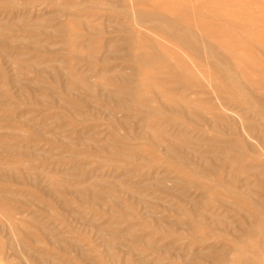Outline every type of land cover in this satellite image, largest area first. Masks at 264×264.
<instances>
[{"label":"rangeland","instance_id":"obj_1","mask_svg":"<svg viewBox=\"0 0 264 264\" xmlns=\"http://www.w3.org/2000/svg\"><path fill=\"white\" fill-rule=\"evenodd\" d=\"M122 1L125 6L121 5ZM146 2L145 5L138 6L134 0H110L107 6V14L111 16V25L109 22L107 23L111 27L110 31L119 17L122 23H127L126 26L130 25L138 30L141 29L150 36L153 42L157 40L173 49L179 50V47L170 43L167 40L168 36L172 34L184 35L189 30H192L194 34L203 35L208 41L222 42L231 49L233 48L231 66L226 69V72L216 69L214 63H218L219 66L221 62L214 58H209V63L197 71L204 74L206 78L202 87L207 96L200 105L213 104L223 112L222 122L216 124L213 116L207 114L201 120L200 126L195 127L185 116L173 114L166 108L153 104L160 108L162 114L156 118L151 117V120L145 125L143 121L147 116L144 112L138 111V103L142 100L137 98L138 92L135 90V85L126 82L124 84L121 80L96 79L93 77L96 73L89 79L91 80L90 86L67 89L65 86L69 80L66 77L78 76L82 72H87L85 67L78 66L76 70H72L69 65H61V61H65L62 53L50 56L43 51L17 47V40L20 39L23 46L27 44L30 46L40 40L39 37L33 41L25 38V33L17 20V14L27 12L24 24L30 25L36 16L46 13L48 9L39 3L25 7L21 0H0V29H2L0 30V40L2 37L16 41H13L10 47L4 45L2 40L0 41V143L8 142L10 147L21 150L15 154L7 150L0 151L2 164L21 165L18 172L21 179L19 177L18 179L13 178V181L0 179V190H5L8 187L12 191L11 196L14 199L11 201L15 207L10 213L0 210V220L2 221V223L0 221V264H52L53 260H57L53 264L58 262V264H224L220 251L229 253L231 250V253L228 254V261H231L236 254L237 246L241 247L242 245H245L249 251H260L264 261V236H248L239 227L240 225L248 227L246 223L249 217H260V212L251 209L253 212L250 211L249 217H247V213L243 211L234 213V207L228 211L223 206L225 204L227 207V204H234L237 201L252 206L262 200L247 193L246 186L241 183L245 179L241 178L240 181L233 182L234 185L232 182H228L231 180L228 174L229 168L220 171V175L224 176L220 177L219 175V180H221L219 181V177L216 178L212 174L213 165L204 162L208 161V157L221 161L223 154L230 158L236 157L239 154L236 149L234 150V146L238 145L242 152L244 151L241 156L244 157L245 163L250 165L253 163L252 166L257 169L260 167L259 170L264 180V169H261L264 167V140L262 143L264 137L262 105L264 104L259 102V97L264 96V0H146ZM32 8L34 11L31 10ZM151 9L157 12L156 18L142 20L138 17L139 11ZM62 22L65 20H59L57 23ZM57 23L49 24V26ZM70 27L72 29L75 26L71 25ZM105 27L107 26L104 25L103 28ZM15 28L16 30H13ZM14 36L16 37L14 38ZM119 36H121L119 33H108L105 38L118 39ZM28 39L30 42H27ZM59 45L62 44L58 43ZM54 48L56 49L57 46ZM51 49L54 51L53 48ZM184 55L193 57L189 52ZM35 57L41 58L40 62L43 64L46 61H54L58 65L51 64L46 69L44 65H40L38 68L32 67L30 63ZM16 58L17 60H15ZM148 71L157 73L153 69ZM199 73L197 74L201 75ZM122 74L131 75L128 71L122 72ZM226 76L232 80L229 81ZM242 80L243 82L240 83ZM256 89L259 90L256 91ZM125 96H128L129 99ZM130 99L133 100L130 101ZM110 102L111 104H109ZM96 106L98 107L96 108ZM125 106H129V108ZM134 116L136 121H134ZM176 121L180 122L176 123ZM182 124L183 126H180ZM148 125H153L155 132H158L154 136L158 141L152 138V133L146 131ZM156 126L159 127L156 128ZM226 126H229L230 129ZM184 129H186L185 133ZM216 130H219L220 133ZM168 134L170 138L174 139H169L172 142L168 140ZM188 135L191 136L188 137ZM186 136L190 138V141ZM193 139L195 142H200L195 143ZM156 141L162 143V145L159 144L161 147L155 143ZM207 141L215 144L224 142L230 144V147L227 149L215 145H204V147L202 144ZM164 143L166 144L163 145ZM108 148L112 151L110 152ZM187 149L190 150L187 151ZM191 149L195 151L193 152ZM38 152L39 154H37ZM45 153L47 156L44 155ZM48 153L51 155L49 156ZM174 153L177 154L174 156ZM195 153L196 155L199 153L197 159ZM204 154L207 155L200 157ZM152 160H154V164ZM214 169L216 168H212L213 171ZM27 176L30 178V182H28ZM155 176H157V181L152 183ZM246 177V181L249 179L247 183L251 187L257 188L258 184L260 185L259 178L249 174ZM48 179H55L56 183L61 185L60 188L56 185L54 190ZM147 181H151L149 184L152 188ZM255 181L257 184L253 183ZM156 182L160 183V186ZM142 185L144 186L142 187ZM86 190L89 193H86ZM172 191L176 193L174 194ZM235 193L237 197H235ZM261 194L264 197V191ZM31 195L42 203L33 205L28 201V197ZM180 196H183L186 201ZM24 197L27 198L24 199ZM92 197H95L94 204L83 203ZM103 197L104 199H102ZM63 201L68 205H63ZM221 201L224 203L222 204ZM202 211H206L207 215ZM208 213L213 216L209 217ZM25 214L26 216H24ZM216 215L218 218L224 217L217 218L218 222L212 220V224L211 218ZM7 217L12 219L11 222H8ZM82 218L85 222L86 219L92 220L93 218L97 224L92 220L93 226L88 227ZM223 219L226 221V227L222 231L218 229V223H224ZM204 220L205 222H203ZM35 222L38 225L34 224ZM212 225L216 227L213 229ZM22 228L25 229L22 231ZM98 228L104 232L109 230L128 231V237L120 240L105 236L106 233L100 235ZM214 230L219 232L215 233ZM25 231H28L27 234ZM10 234L12 236L9 238ZM62 234L65 238L63 242H73L74 247L69 245L65 248L64 245H61L64 243L60 241H55V243L52 238L48 239L50 236L58 238V236H63ZM237 235L240 236L237 237ZM32 238H36V240ZM228 241L232 245L228 244ZM38 242L43 243V246ZM244 242L246 243L244 244ZM10 244H12L11 248ZM105 245L110 247L109 250ZM223 245H225V249ZM212 246L215 247L211 249ZM8 248L11 250L9 249V251ZM207 248L212 251L205 252L208 250ZM28 250H32L30 254H28ZM80 250L84 251L87 257L80 258L78 255ZM33 251L39 252L38 254L46 251L50 253V256L55 257L51 258V261L50 258L45 259ZM196 252L198 256L195 255ZM204 258H209L208 262Z\"/></svg>","mask_w":264,"mask_h":264},{"label":"bare ground","instance_id":"obj_2","mask_svg":"<svg viewBox=\"0 0 264 264\" xmlns=\"http://www.w3.org/2000/svg\"><path fill=\"white\" fill-rule=\"evenodd\" d=\"M23 2V5L25 7H31L34 6L35 4L39 3L42 4L44 7H46L47 12L44 14H39L38 16H36V18L32 21V23L30 25L24 24V17L26 16V13H21V14H17V20H19V24L22 27L23 32L25 33V38H29V39H35L37 37L40 38V40L38 42H36L35 44H32L29 46V44L23 46L22 42L17 40V47H27L32 51H43L45 52V54H50V56H54L55 54H61L63 55L65 61H61V65L64 64L65 65H69L72 70H76L78 68V66H83L86 68L85 71L87 72H82L81 75L78 74V76L76 75H70L67 76L66 79H68L69 81H67L66 83V88L67 89H72V88H85L90 86L89 82H91V77L94 73V78L96 79H105L106 81H123L124 84L126 83H130L135 85V90L138 92V99L142 100L140 103H138V111L144 112L146 119H144L143 123L146 125L149 120H151V117L156 118L157 116L162 114V111L160 110L159 107L153 105V104H158L161 107L166 108L168 111H170L173 114H177V115H182L185 116L190 122L193 123V126L195 127H199L201 124V120L203 119V117L207 114H211L215 120V123H220L222 122V119L224 118V114L222 111H220L219 109H217L213 104L208 103L207 106H202L200 105L202 103V101L204 100V98L207 96L206 92L204 91L202 85L204 83V81H206V78L204 76V74L197 72L199 68L204 67L205 65H207L209 63V58H214V59H218L220 60V64L219 66L217 64L214 63V66H216V69H219V71H225L226 69L230 68V63L232 62L231 56H232V49L228 46H226L225 44H223L222 42H211L208 41L203 35H198V34H194L192 30H189V32H187L184 35H178V34H172L168 36V41L172 44H174L177 48L179 47V50L177 49H173L170 47H166L165 44L154 40V42L151 40L150 36L148 34H145L143 31L138 30L132 26H126L125 24L127 23H122L121 20L119 19V17H117V21L114 22L115 25L113 26V28L110 31V18L111 16H108L107 12V6L110 3V0H21ZM113 1V0H111ZM136 5L140 6V5H145L147 2L146 0H134ZM120 4V3H118ZM124 1L121 2V5H124ZM125 6V5H124ZM40 7V6H39ZM42 7V6H41ZM34 8H32L31 10H33ZM39 10V9H38ZM147 10V8H146ZM159 10V9H158ZM161 10V9H160ZM23 11V10H22ZM21 11V12H22ZM34 11V10H33ZM32 11V12H33ZM126 11V10H125ZM162 12V10H161ZM28 13H30V11H28ZM135 13V12H134ZM164 13V12H163ZM166 13V12H165ZM12 14V13H11ZM36 15V14H35ZM114 15V14H113ZM128 15V14H127ZM138 17L140 19H147V18H156V16L158 15L156 11H154L153 9L148 10V11H139L137 13ZM8 16V15H7ZM6 16V17H7ZM32 16V15H31ZM115 16V15H114ZM126 16V15H125ZM173 16V15H171ZM116 18V17H115ZM175 18V17H174ZM133 20H135L134 18H132ZM177 19V18H176ZM59 20H65V22L62 23H57ZM114 20V19H113ZM132 20V21H133ZM18 22V21H16ZM29 22V21H28ZM57 23L55 25L49 26V24H54ZM109 22V24H107ZM136 22V21H135ZM1 23V22H0ZM134 23V22H133ZM136 23H140V22H136ZM151 24H153L152 22H150ZM156 23V22H155ZM154 23V24H155ZM158 23V22H157ZM10 24V23H9ZM146 24V23H145ZM12 25V24H11ZM44 25H48V26H44ZM75 26L74 28L71 29L70 26ZM107 26L105 28H103V26ZM138 25V24H137ZM140 25V24H139ZM149 25V24H148ZM9 26V25H8ZM151 26V25H150ZM115 27V28H114ZM147 27V26H146ZM107 28V29H106ZM139 28V27H138ZM153 29H155L154 27H152ZM165 29V28H164ZM2 30V29H0ZM13 30H16L13 29ZM18 30V29H17ZM167 30V29H165ZM7 32V31H6ZM11 32V30H10ZM146 32V31H145ZM148 32V31H147ZM5 33V32H4ZM9 33V32H8ZM17 33V32H16ZM108 33H119L121 36H119L118 39H111V38H105L106 34ZM151 34V33H150ZM21 35V34H20ZM12 37V36H11ZM16 36H14L15 38ZM117 38V37H116ZM154 38V37H153ZM29 39L27 40V42L29 41ZM1 40L3 42L4 45L7 46H11V44H13V41L15 39L9 40L6 38H2ZM0 40V41H1ZM59 40V41H58ZM218 41V40H216ZM16 42V41H14ZM26 42V43H27ZM30 42V41H29ZM25 43V42H24ZM58 43H61L62 45L60 46V48H58ZM54 46H57V48L55 49ZM53 48L54 51L51 49ZM207 50H209L207 52ZM181 51V52H180ZM186 52L191 53V56L193 57H189L186 54ZM23 53V52H22ZM20 54V53H19ZM42 55V54H41ZM44 55V54H43ZM234 55H236V53H234ZM7 56V55H6ZM21 58V57H20ZM10 59V58H8ZM13 59V58H11ZM41 59V58H40ZM40 59L38 57H35L32 62L30 63L32 65V67H36L38 68V66L40 65H44L45 69L49 68V65H53V64H57L58 63H54V61H50V62H40ZM17 60V58L15 59ZM11 61V60H10ZM213 65V64H212ZM26 66V65H25ZM42 66V67H44ZM15 67V66H13ZM17 67V65H16ZM59 67L60 64H59ZM63 68V67H62ZM149 69H153L155 71H157V73H150L148 70ZM40 70V69H39ZM83 70V69H82ZM48 71V70H47ZM67 71V70H66ZM128 71L131 73L130 76L124 75L122 74V72ZM163 71V72H161ZM42 72V70H41ZM197 73L201 74L198 75ZM27 74V73H25ZM68 74V73H67ZM66 75V74H65ZM229 76V75H228ZM228 76H226V78H228ZM19 77V76H17ZM230 77V76H229ZM16 78V77H15ZM48 78V77H46ZM93 79V78H92ZM229 79V78H228ZM232 80L231 78L229 79V81ZM240 80V79H239ZM35 81V80H34ZM93 81V80H92ZM28 82V81H27ZM243 80L240 82L242 83ZM24 83V82H22ZM37 83V82H36ZM94 83V82H93ZM210 83V82H209ZM31 84V82H30ZM217 84V83H216ZM214 84V85H216ZM221 84V83H220ZM239 84V83H238ZM19 85V84H18ZM34 86V85H33ZM221 86V85H220ZM219 86V87H220ZM218 87V86H217ZM88 89V88H87ZM223 89V88H222ZM229 89V88H228ZM231 89V88H230ZM86 90V89H85ZM225 90V89H224ZM253 90V89H252ZM259 89H256V91ZM82 91V90H81ZM132 91V90H131ZM88 92H91L88 90ZM224 92V91H223ZM259 92V91H258ZM103 93H105L103 91ZM94 94V93H92ZM110 96V94H108ZM57 96V95H56ZM92 96V95H91ZM94 96V95H93ZM102 96V95H101ZM104 96V94H103ZM117 96V95H116ZM136 96V95H135ZM120 97H122L120 95ZM124 97V95H123ZM126 97V96H125ZM128 97V96H127ZM126 97V98H127ZM134 97V96H133ZM81 98V97H80ZM98 99V97H96ZM101 98V97H100ZM83 99V97H82ZM85 99V98H84ZM87 99V98H86ZM92 99V98H91ZM103 99V97H102ZM129 99V97H128ZM106 100V99H105ZM133 100V99H132ZM130 99V101H132ZM219 100H221L219 98ZM88 101V100H87ZM218 101V99H217ZM134 102V101H133ZM259 102L260 104H264V96L263 97H259ZM96 103V102H95ZM165 103V104H164ZM111 104V102L109 103ZM122 103H120L121 105ZM163 104V105H161ZM124 105V104H123ZM99 106V105H98ZM96 106V108L98 107ZM117 106V105H116ZM122 106V105H121ZM126 107V106H125ZM129 108V106H127ZM126 107V108H127ZM102 110V109H101ZM262 110L264 111V105H262ZM104 111V110H103ZM109 113V111H108ZM170 113V114H171ZM166 114V113H165ZM110 115V114H108ZM114 115V114H113ZM134 115V114H133ZM164 115V114H163ZM261 116V115H260ZM139 117V116H138ZM112 118V117H111ZM181 118V117H180ZM262 118V117H261ZM109 119V118H108ZM124 119V118H123ZM172 119V118H171ZM174 119V118H173ZM229 119V118H228ZM24 120V119H23ZM143 120V119H142ZM154 120V119H153ZM264 120V119H263ZM123 121V120H121ZM133 121V120H131ZM134 121L135 120V116H134ZM165 121V120H164ZM181 121V120H180ZM178 121V122H180ZM176 121V123H178ZM141 124V122H139ZM172 123H174V120H172ZM127 124V122H126ZM125 124V127L127 126ZM158 124V123H156ZM171 124V122H170ZM252 124V123H251ZM250 124V125H251ZM254 124V123H253ZM142 125V124H141ZM167 125V124H165ZM229 125V124H228ZM139 126V125H138ZM153 126V125H152ZM151 125L147 126L146 131L152 133L151 135H153V139L157 140L154 138V136H156V133L154 128ZM164 126V124L162 125V127ZM180 126H183L180 125ZM259 126V125H258ZM140 127V126H139ZM145 127V126H144ZM159 127V126H158ZM156 126V128H158ZM176 127V126H175ZM230 129L229 126H226ZM225 127V128H226ZM262 128V126H259ZM264 127V126H263ZM117 128V127H116ZM119 128V127H118ZM128 128V127H127ZM143 128V127H142ZM174 128V127H173ZM181 128V127H180ZM179 128V130H180ZM188 128V127H187ZM214 128V127H213ZM224 128V129H225ZM227 128V129H228ZM248 128V127H247ZM251 128V127H250ZM253 128V127H252ZM40 129V128H39ZM144 129V130H145ZM162 129V128H161ZM160 129V130H161ZM216 129V128H215ZM259 129V128H258ZM264 129V128H263ZM42 130V129H41ZM62 130V129H61ZM97 130V129H96ZM178 130V129H177ZM176 130V131H177ZM184 129V133H185ZM132 131V130H131ZM139 131V130H138ZM141 131V130H140ZM143 131V130H142ZM141 131V132H142ZM189 131V130H188ZM217 131V130H216ZM249 131V130H248ZM178 132V131H177ZM193 132V131H192ZM197 132V131H196ZM219 132V130L217 131ZM22 133V132H21ZM144 133V132H143ZM141 133V134H143ZM202 134V132H200ZM220 133V132H219ZM228 133V132H227ZM112 134V132H111ZM117 134V133H116ZM140 134V135H141ZM163 134V133H162ZM161 134V136L163 137V135ZM190 134V133H189ZM195 134V132H194ZM206 134V133H205ZM224 134V133H222ZM160 135V134H159ZM184 135V134H183ZM260 135V132H259ZM263 135V134H261ZM47 136V135H46ZM50 137V135H48ZM52 136V134H51ZM132 136V135H131ZM147 136V134H146ZM166 136V135H165ZM169 136V134H168ZM167 136V137H168ZM191 135H188V137H190ZM199 136V134H198ZM197 136V137H198ZM205 136V135H204ZM133 137V136H132ZM186 136V138H188ZM260 137V136H258ZM263 137V136H262ZM52 138V137H51ZM134 138V137H133ZM151 138V136H150ZM204 138V137H201ZM14 139V137H13ZM62 139V138H61ZM169 139H173L170 138V136L168 137ZM196 139V138H195ZM207 139V138H206ZM210 139V138H209ZM54 140V139H52ZM65 140V139H64ZM174 140V139H173ZM188 140L190 141V138H188ZM194 140V139H193ZM197 140V139H196ZM264 137L262 139V143H263ZM158 141V140H157ZM155 142L156 144L158 143V145H162V143L159 142ZM170 141V140H169ZM199 141V140H198ZM215 141V140H213ZM220 141V140H219ZM261 141V140H260ZM66 142V140L64 141V143ZM69 142V141H67ZM74 142V141H73ZM143 142V141H141ZM172 142V141H170ZM175 142V141H174ZM192 142V141H191ZM195 142V140L193 141ZM200 142V141H199ZM199 142H195V143H199ZM177 143V141H176ZM26 144V143H25ZM75 144V143H74ZM166 143H164L163 145H165ZM179 144V143H178ZM177 144V146H179ZM202 144V143H200ZM157 145V146H158ZM159 145V147H161ZM203 146H216L219 148H223V149H227L229 148L230 144H225L224 142H220L218 144H215L214 142L211 141H207L206 143L202 144ZM36 146V145H35ZM34 146V147H35ZM71 146V145H70ZM117 146V145H116ZM183 146V144H182ZM204 146V147H205ZM33 147V148H34ZM88 147V146H87ZM103 147V146H102ZM107 147V146H106ZM105 147V148H106ZM109 147V146H108ZM168 147V146H167ZM186 147V146H185ZM113 148V147H112ZM211 148V147H210ZM252 148V147H251ZM110 150V148H108ZM133 149V148H132ZM135 149V148H134ZM150 149V148H149ZM181 149V148H180ZM196 149V148H195ZM236 149V151L238 152V156L236 157H228L226 155L223 154V156H221L223 158V160L219 161L214 159L213 157H208V161H204L205 163H210L211 165H213L212 168H216L214 169V171L211 168L212 174L214 177L218 178L220 175V171L221 170H225L227 168L230 169V172L228 173L230 176V179L228 182H232V184L234 185L235 183L233 182H238L240 181V179H245L243 180V185L246 186V190L247 193L249 195H254L257 196L258 199H261V202H256L254 204H252V206L247 205L245 203L239 202L237 201L234 204H227V207L225 204H223L224 202L221 201V203L223 204L224 208L227 209L228 211L234 207V213L235 212H245L247 213V217H249V212L252 211L251 209H256L260 212V217H256V216H250L249 219L247 220V225L248 227H246V225H240L239 227H241V230H243L244 234H247L248 236H252V235H258V236H264V197L262 196V192L264 191V180L262 179V173L259 170V168H255V166H252L250 164H248L247 162L245 163L244 161V157L241 156V154L244 152H242L241 148L237 145L234 146V150ZM2 150H7L8 152L10 151L11 153H17L18 150L20 149H16V148H12L10 147V145H8V142H4V143H0V151ZM35 150V148H34ZM116 150V149H114ZM139 150V149H138ZM141 150H143V148H141ZM165 150L168 152V150L165 147ZM190 149H187V151H189ZM192 150V149H191ZM253 150V149H252ZM21 151V150H20ZM31 151V150H30ZM112 150H110L111 152ZM151 151V150H150ZM193 151V150H192ZM195 151V150H194ZM193 151V152H194ZM212 151V150H211ZM115 152V151H114ZM199 152V151H198ZM201 152V151H200ZM205 152V151H204ZM254 152V150H253ZM10 153V154H11ZM27 153V152H26ZM32 153V151H31ZM249 153V152H248ZM258 153V152H257ZM261 153V152H259ZM35 154V152H34ZM39 154V152L37 153ZM120 154V153H119ZM117 154V155H119ZM171 154V153H169ZM177 153H174V156ZM212 154V153H210ZM209 154V155H210ZM25 155V154H24ZM44 155L47 156V154L45 153ZM48 155L50 156L51 154L48 153ZM122 155V154H121ZM196 156V153L194 154ZM207 154L204 155H200L201 156H205ZM214 155V154H213ZM222 155V154H221ZM255 155V154H254ZM258 156H260L259 154H257ZM256 155V156H257ZM68 156V155H67ZM70 156V155H69ZM114 156V155H113ZM171 156H173V154H171ZM31 157V156H30ZM41 157V156H39ZM78 157V156H77ZM76 157V158H77ZM123 157V156H122ZM125 157V156H124ZM262 158V157H261ZM49 159V157H48ZM131 159V158H130ZM201 159V158H200ZM252 159V158H251ZM135 160V159H133ZM195 160V159H194ZM137 161H139L137 159ZM145 161V160H144ZM148 161V160H147ZM153 164H154V160ZM157 161V160H156ZM263 161V160H262ZM141 162V161H140ZM146 162V161H145ZM151 162V161H150ZM200 162V161H199ZM22 163V162H21ZM27 163V162H26ZM152 163V162H151ZM187 164H189L188 162H186ZM19 164V163H18ZM30 164V163H29ZM156 164V163H155ZM32 165V164H31ZM21 166V165H20ZM20 166L17 165H5L2 164L0 162V179L2 180H10L13 181V178L18 179V172L20 171ZM208 166V165H207ZM206 166V168H208ZM27 167V165H26ZM77 167V166H76ZM75 167V169H77ZM86 167V166H85ZM204 167V165H203ZM25 168V167H24ZM210 168V167H209ZM261 169H264V167H261ZM209 170V169H208ZM229 171V170H226ZM31 172V171H30ZM138 172V171H136ZM166 172V171H164ZM163 172V174H165ZM208 172V171H207ZM28 173V172H27ZM39 173V172H38ZM139 173V172H138ZM211 173V172H210ZM41 174V172H40ZM162 174L163 178L164 175ZM249 174L253 177H257L260 180V185H254L257 186L256 187H251V185H249L247 183V181H249V179L246 181V175ZM45 175V174H44ZM51 175V174H50ZM49 175V176H50ZM54 175V174H53ZM61 175V174H60ZM59 175V176H60ZM137 175V174H136ZM141 175V173H140ZM223 175V174H221ZM220 175V177H222ZM58 176V177H59ZM148 176V173H147ZM224 176V175H223ZM28 177V176H27ZM33 177V176H32ZM52 177V175H51ZM55 177V175H54ZM53 177V178H54ZM82 177V175H81ZM155 180H151L152 183L157 181V176H155ZM161 177V176H160ZM168 177H170L168 175ZM220 177L218 178V180L220 179ZM20 178V177H19ZM48 178V177H47ZM73 178V177H71ZM90 178H92L90 176ZM159 178V177H158ZM209 178V177H208ZM21 179V178H20ZM29 177H28V182L29 181ZM35 179V177H34ZM58 179V178H56ZM94 179V178H93ZM253 179V178H252ZM49 182L51 183V185H53L54 190L56 189V185L60 188V186L56 183V180L54 179H48ZM47 180V181H48ZM96 180V179H95ZM148 180V179H147ZM165 181H167L166 179H164ZM22 181V180H21ZM46 181V180H45ZM92 181V180H90ZM150 181V182H151ZM163 181V179H162ZM221 181V180H219ZM95 182V181H94ZM148 182V181H147ZM147 182H144L147 184ZM148 182V185H150ZM160 182V181H159ZM179 183V181H176ZM182 182V181H181ZM89 183V182H88ZM91 183V182H90ZM158 185L160 183L156 182ZM254 184L257 182H253ZM22 184V183H21ZM33 184V181H32ZM43 184V183H42ZM63 184V183H62ZM97 184V183H96ZM182 184V183H179ZM229 184V183H228ZM18 185V184H17ZM87 185V184H86ZM164 185V184H163ZM167 185V184H166ZM218 185V184H217ZM242 185V184H241ZM36 186V185H35ZM67 186V184H66ZM144 185H142L143 187ZM160 186V185H159ZM158 186V187H159ZM253 186V185H252ZM51 187V186H50ZM49 187V188H50ZM150 187L152 188V186L150 185ZM163 188V186H161ZM178 187V186H177ZM195 187V186H194ZM209 187V186H208ZM206 187V188H208ZM230 187V186H229ZM80 188H82L80 186ZM79 188V189H80ZM160 188V187H159ZM158 188V189H159ZM48 189V188H47ZM74 189V188H73ZM91 189V188H90ZM148 189V188H147ZM157 189V187H156ZM176 189V188H175ZM174 189V190H175ZM244 189V192H245ZM64 191V189H62ZM97 190V189H96ZM164 190V188H163ZM162 190V191H163ZM184 191V189H182ZM186 190V189H185ZM204 190V189H203ZM166 191V189H165ZM243 191V190H242ZM26 192H28L26 190ZM31 192V191H30ZM93 192V191H92ZM168 192V190H167ZM171 192V191H170ZM174 192V191H172ZM181 192V191H180ZM179 192V193H180ZM216 192V190H215ZM240 192V191H239ZM12 191L7 187L5 188V190H0V210L2 211H8L10 213V211H12L14 204H13V199L11 196ZM53 193V192H52ZM86 193H89L88 190H86ZM100 193V192H98ZM176 192H174L175 194ZM218 193V192H216ZM238 193V191H237ZM168 194V193H167ZM210 194V193H209ZM242 194V192H241ZM245 194V193H244ZM58 195V194H57ZM100 195V194H99ZM179 195V194H178ZM213 195V194H212ZM234 195H236L235 197H237V194L235 193ZM104 196V195H103ZM107 196V195H106ZM140 196V195H139ZM219 196V195H218ZM228 196V195H225ZM231 196V195H230ZM229 196V197H230ZM253 196V197H254ZM14 197V196H13ZM23 197V196H21ZM19 197V198H21ZM59 197V196H58ZM142 197V196H141ZM178 197V196H177ZM183 198V196H180ZM215 197V196H214ZM220 197V196H219ZM233 197V195H232ZM27 197H24V199ZM28 201L32 202L33 205L36 204H40L42 203L38 198L34 197L33 195H31L30 197H28ZM176 198V197H175ZM205 198V196H204ZM211 198V197H210ZM213 198V197H212ZM256 198V197H255ZM23 199V200H24ZM64 199V198H63ZM94 199L95 197L92 198H88L86 199L83 203H88V204H94ZM104 199V197L102 198ZM139 199V198H138ZM141 199V198H140ZM144 199V198H142ZM184 199V198H183ZM217 199V198H216ZM256 199V200H258ZM3 200V202H2ZM12 200V201H11ZM17 200V199H16ZM21 200V199H20ZM185 200V199H184ZM183 200V202H184ZM219 200V199H217ZM105 201V200H104ZM114 201V200H113ZM139 201V200H138ZM186 201V200H185ZM22 202V201H21ZM81 202V201H79ZM141 202V201H139ZM144 202V201H142ZM25 203V202H23ZM118 203V202H117ZM194 203V202H193ZM215 203V202H214ZM143 204V203H141ZM213 204V203H212ZM216 204V203H215ZM63 205H68V203H66L65 201H63ZM120 205V204H119ZM117 206V205H116ZM126 206V205H125ZM198 207V204L196 205ZM203 206V205H200ZM199 206V207H200ZM207 206V205H206ZM44 207V206H42ZM103 207V206H102ZM151 207V205H150ZM153 207V206H152ZM15 208V207H14ZM223 208V209H224ZM22 209V208H21ZM127 209V208H126ZM214 209V208H213ZM108 210V209H107ZM112 210V209H111ZM128 210V209H127ZM220 210V209H219ZM109 211V210H108ZM123 211V209H122ZM130 211V210H129ZM213 211V210H212ZM218 211V210H217ZM29 212V211H28ZM107 212V211H106ZM111 212V211H109ZM203 212V211H202ZM253 212V211H252ZM255 212V211H254ZM18 213V212H16ZM112 213V212H111ZM115 213V212H114ZM113 213V214H114ZM180 213V212H179ZM207 215L206 211L203 212ZM212 213V212H210ZM219 213V211H218ZM217 213V215H218ZM239 213V214H240ZM14 214V213H13ZM34 214V213H33ZM32 214V215H33ZM51 214V213H50ZM53 214V213H52ZM251 214V213H250ZM36 215H38L36 213ZM153 215V214H152ZM209 215V213H208ZM216 215V217L211 218V223L212 220H216L218 218V216ZM8 216V215H7ZM21 216V215H20ZM26 216V214L24 215ZM119 216V214H118ZM122 216V215H121ZM213 215H209V217H211ZM221 216V215H220ZM2 217V216H1ZM9 217V216H8ZM7 220L8 222H11V218H8ZM19 217V216H17ZM29 219L31 220L30 216H28ZM27 217V218H28ZM94 217V216H93ZM124 217V216H122ZM224 216H222L221 218L218 219H222ZM6 218V217H5ZM43 218V217H42ZM76 218V217H75ZM88 218V217H87ZM126 218V217H125ZM204 218V217H203ZM208 218V216H207ZM234 218V217H233ZM22 219H26V218H22ZM41 219V217H40ZM209 219V218H208ZM217 219V220H218ZM6 220V219H4ZM27 221H29L28 219H26ZM39 220V219H38ZM48 220V219H47ZM82 220L84 221V223L88 226V227H92L93 222L95 223V220L92 218V220L90 219H86L85 220L82 218ZM216 220V221H217ZM1 221V220H0ZM215 221V222H216ZM223 221H225V219H223ZM7 222V223H8ZM31 222V221H30ZM34 222V221H33ZM192 222V221H191ZM205 222V220L203 221ZM208 222V221H207ZM208 222V223H210ZM214 222V221H213ZM218 222V221H217ZM229 222V221H227ZM2 223V221H1ZM13 223V222H12ZM81 223V221H80ZM230 223V222H229ZM234 223V222H233ZM238 223V222H237ZM236 223V224H237ZM17 224V223H16ZM36 224V222L34 223ZM56 224V223H55ZM58 224V223H57ZM97 224V223H95ZM190 224V223H189ZM213 224V223H212ZM10 227L11 225L8 224ZM18 227L20 228V224L18 223ZM23 225V224H22ZM38 225V224H36ZM35 225V226H36ZM53 225V224H52ZM119 225V224H118ZM188 225V224H187ZM230 225V224H229ZM228 225V226H229ZM235 225V224H234ZM8 226V227H9ZM42 226V225H40ZM46 226V225H45ZM63 226V225H62ZM103 226V225H102ZM115 226V225H114ZM113 226V227H114ZM219 228L222 231L225 229L226 227V221L224 223L219 222L218 223ZM233 226V225H232ZM238 226V224H237ZM1 227V225H0ZM17 227V226H16ZM27 227V226H26ZM107 227V226H106ZM118 227V226H117ZM188 227V226H187ZM193 228V226H191ZM214 227L216 226H213ZM235 227V226H233ZM42 228V227H41ZM51 228V226H50ZM49 228V229H50ZM60 228V227H58ZM191 228V229H192ZM4 229V228H3ZM25 228H22V231ZM207 229V228H206ZM233 229V228H232ZM235 229V228H234ZM233 229V230H234ZM239 229V228H238ZM252 229V231H250ZM12 230V229H11ZM15 230V229H14ZM57 230V229H56ZM59 230V229H58ZM66 230V229H65ZM132 230V229H130ZM129 230V232H130ZM30 231V230H29ZM99 234H105L113 237L115 239H124L128 237V231L126 232H115V231H111L109 230L108 232H104V230H100L98 228ZM197 231V230H196ZM216 230H214L215 232ZM226 231V230H225ZM26 232V231H25ZM24 232V233H25ZM28 232V231H27ZM27 232L25 234H27ZM34 232V231H31ZM30 232V233H31ZM45 232V230H44ZM56 232V231H55ZM219 232V231H217ZM215 232V233H217ZM229 232V230H228ZM234 232V231H233ZM29 233V234H30ZM221 233V232H220ZM224 233V232H223ZM45 234V233H44ZM43 234V235H44ZM48 234V232H47ZM50 234V232H49ZM52 234V233H51ZM64 234V233H63ZM62 234V235H63ZM65 235V234H64ZM63 236H58V238L55 237H51L48 239L53 240V242L55 241H60L61 245H64L65 248L68 247L70 245V247H74V243L73 242H63L65 240ZM205 235V234H204ZM210 235V234H209ZM10 236H12L11 234L8 236L10 238ZM31 236V235H30ZM240 236V235H239ZM237 235V237H239ZM243 236V235H242ZM34 237V236H33ZM57 237V236H56ZM103 238V236H101ZM210 238V237H209ZM235 238V237H234ZM242 239V237H240ZM33 240H36V238H32ZM84 239V238H82ZM104 239V238H103ZM102 239V240H103ZM107 239V238H106ZM14 240V239H12ZM18 240V239H17ZM51 240V242H52ZM205 240V239H203ZM208 240V239H206ZM205 240V241H206ZM237 240V239H236ZM239 240V238H238ZM237 240V241H238ZM133 241V240H132ZM135 242V241H134ZM141 242V241H140ZM229 242V241H228ZM227 242V243H228ZM234 242V241H233ZM21 243V242H20ZM36 243V242H35ZM39 243V242H38ZM37 243V244H38ZM50 243V242H49ZM56 243V242H55ZM104 245V242H102ZM136 243V242H135ZM139 243V242H138ZM218 243V242H217ZM222 243V242H221ZM236 243V241H235ZM246 242H244L245 244ZM22 244V243H21ZM43 244V243H42ZM41 242L39 243V245H42ZM212 244V243H211ZM225 244V243H223ZM230 244V242L228 243ZM10 244V248H11ZM45 245V244H44ZM57 245H59L57 243ZM108 245V244H107ZM105 245V246H107ZM119 245V244H118ZM123 245V243H122ZM226 245V244H225ZM225 245H223V248L225 247ZM232 245V244H230ZM24 246H26L24 244ZM23 246V247H24ZM43 246V245H42ZM41 246V247H42ZM46 246V245H45ZM44 246V247H45ZM63 246V247H64ZM80 246V245H79ZM78 246V249H79ZM110 246V244H109ZM115 246V245H114ZM227 246V245H226ZM234 246V245H233ZM108 247V246H107ZM106 247V248H107ZM211 247V246H210ZM212 246L211 249H213ZM221 247V246H220ZM238 249H236V254L233 257V259L231 261H228V254L231 253V250H229V253H225L226 251L221 252L222 254V263L224 264H228V262H230L229 264H263V259H262V254L260 251H249L247 250L245 245H242L241 247L237 246ZM8 248V250L10 249ZM25 248V247H24ZM58 248V247H57ZM64 248V249H65ZM110 247H108L109 250ZM202 248V247H201ZM206 248V246H205ZM217 248L219 249L218 245ZM230 248V247H229ZM75 249V248H74ZM86 249V248H85ZM208 249V248H207ZM210 249V248H209ZM206 250L205 252L208 251H212V250ZM225 249V248H224ZM4 250V249H3ZM11 250V249H10ZM9 250V251H10ZM24 250V249H23ZM155 250V249H154ZM222 250V249H221ZM227 250V249H226ZM14 251V250H13ZM30 254L31 251L28 250ZM43 251V250H42ZM156 251V250H155ZM200 251V250H199ZM215 251V250H213ZM228 251V250H227ZM233 251V249H232ZM34 252V251H33ZM32 252V253H33ZM110 252V251H109ZM202 252V253H205ZM217 253V251H215ZM35 253V252H34ZM37 254L39 252H36ZM35 253V254H36ZM108 253V252H107ZM111 253V252H110ZM27 254V255H28ZM34 254V255H35ZM36 254V255H37ZM113 254V253H112ZM146 254V253H145ZM148 254V253H147ZM197 254V252L195 253V255ZM206 254V253H205ZM39 256L42 255L43 258H54L55 256H50V253L48 252H41L40 254H38ZM80 258H85L87 257V254L84 251H79L78 253ZM142 255V253H141ZM143 256V255H142ZM198 256V254H197ZM205 256V255H204ZM203 256V257H204ZM36 257V256H35ZM211 258V257H209ZM209 258H204L206 261ZM34 259V258H33ZM39 259V257H38ZM51 259V261H52ZM62 259V258H61ZM110 259V258H109ZM40 260V259H39ZM217 260V259H216ZM215 260V261H216ZM42 262V260H40ZM54 261L57 260H53L52 262L54 263ZM67 261V260H66ZM91 261V260H90ZM142 261V260H141ZM214 261V260H213ZM219 261V259L217 260ZM68 262V261H67ZM208 262V261H207ZM52 263V264H53ZM56 263V262H55ZM59 263V262H58ZM56 263V264H58ZM93 263V262H91ZM67 264V263H66Z\"/></svg>","mask_w":264,"mask_h":264}]
</instances>
